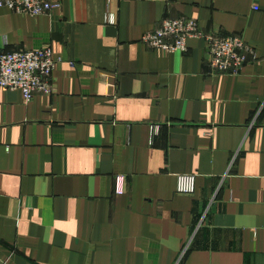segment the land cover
<instances>
[{
    "label": "crops",
    "instance_id": "0c3cea01",
    "mask_svg": "<svg viewBox=\"0 0 264 264\" xmlns=\"http://www.w3.org/2000/svg\"><path fill=\"white\" fill-rule=\"evenodd\" d=\"M52 2L39 17L0 8V53L57 61L51 96L0 90V260L264 264V0ZM180 18L257 61L210 76L202 40L141 42Z\"/></svg>",
    "mask_w": 264,
    "mask_h": 264
},
{
    "label": "built area",
    "instance_id": "2783aa9c",
    "mask_svg": "<svg viewBox=\"0 0 264 264\" xmlns=\"http://www.w3.org/2000/svg\"><path fill=\"white\" fill-rule=\"evenodd\" d=\"M52 1L0 0V8L24 16L39 17L56 8ZM108 21L113 22L111 16ZM190 39L205 42L210 76H237L245 65L258 59L253 48L241 37H221L215 33H205L196 21L185 18L164 20L159 28L146 32L141 42L150 49L166 54H184L187 52V42ZM56 65L57 61L48 48L0 53V90L19 91L26 103L37 95L49 97L54 93L52 73ZM194 190V176L177 177L178 194L192 195Z\"/></svg>",
    "mask_w": 264,
    "mask_h": 264
},
{
    "label": "water",
    "instance_id": "95a60500",
    "mask_svg": "<svg viewBox=\"0 0 264 264\" xmlns=\"http://www.w3.org/2000/svg\"><path fill=\"white\" fill-rule=\"evenodd\" d=\"M0 264H5L3 261L0 260Z\"/></svg>",
    "mask_w": 264,
    "mask_h": 264
}]
</instances>
